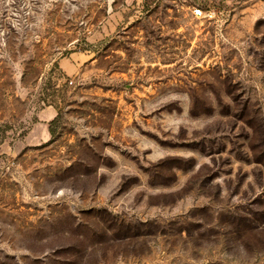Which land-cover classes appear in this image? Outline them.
Here are the masks:
<instances>
[{"label": "rangeland", "instance_id": "1", "mask_svg": "<svg viewBox=\"0 0 264 264\" xmlns=\"http://www.w3.org/2000/svg\"><path fill=\"white\" fill-rule=\"evenodd\" d=\"M0 264H264V0H0Z\"/></svg>", "mask_w": 264, "mask_h": 264}, {"label": "crops", "instance_id": "2", "mask_svg": "<svg viewBox=\"0 0 264 264\" xmlns=\"http://www.w3.org/2000/svg\"><path fill=\"white\" fill-rule=\"evenodd\" d=\"M75 67H73L74 69L73 70H76L77 68V65H74ZM52 106H48V107H45L43 109H41L38 113H37V117L38 119L41 121L39 123H37V128L38 130L41 129L45 131H48L49 133V137H50V132H49V121L54 119L57 115V110L55 108H51ZM47 122V123H46ZM43 134V133H42ZM42 134H40V137H39V142H41V138H42Z\"/></svg>", "mask_w": 264, "mask_h": 264}, {"label": "built area", "instance_id": "3", "mask_svg": "<svg viewBox=\"0 0 264 264\" xmlns=\"http://www.w3.org/2000/svg\"><path fill=\"white\" fill-rule=\"evenodd\" d=\"M195 15L199 16V17H205V18H212L214 15V11H206L202 8H198L195 11Z\"/></svg>", "mask_w": 264, "mask_h": 264}]
</instances>
